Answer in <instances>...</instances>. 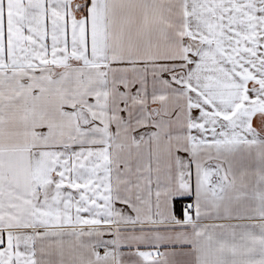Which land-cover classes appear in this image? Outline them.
I'll use <instances>...</instances> for the list:
<instances>
[{
  "label": "snow or ice",
  "instance_id": "obj_1",
  "mask_svg": "<svg viewBox=\"0 0 264 264\" xmlns=\"http://www.w3.org/2000/svg\"><path fill=\"white\" fill-rule=\"evenodd\" d=\"M0 264H264V0H0Z\"/></svg>",
  "mask_w": 264,
  "mask_h": 264
}]
</instances>
